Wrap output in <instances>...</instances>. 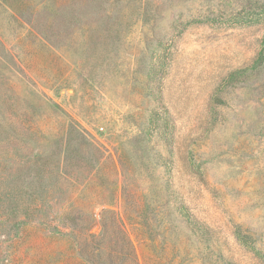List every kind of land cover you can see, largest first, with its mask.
Masks as SVG:
<instances>
[{
    "label": "rangeland",
    "instance_id": "rangeland-1",
    "mask_svg": "<svg viewBox=\"0 0 264 264\" xmlns=\"http://www.w3.org/2000/svg\"><path fill=\"white\" fill-rule=\"evenodd\" d=\"M262 49L264 0H0V264H264Z\"/></svg>",
    "mask_w": 264,
    "mask_h": 264
},
{
    "label": "trees",
    "instance_id": "trees-1",
    "mask_svg": "<svg viewBox=\"0 0 264 264\" xmlns=\"http://www.w3.org/2000/svg\"><path fill=\"white\" fill-rule=\"evenodd\" d=\"M263 55H264V50L262 49V50L259 52V55H258V57H257V60H256V62H259V61H261V59H262ZM57 233H58V232H57Z\"/></svg>",
    "mask_w": 264,
    "mask_h": 264
}]
</instances>
